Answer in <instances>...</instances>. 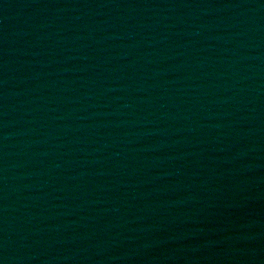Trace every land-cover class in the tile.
<instances>
[{
  "label": "water",
  "instance_id": "obj_1",
  "mask_svg": "<svg viewBox=\"0 0 264 264\" xmlns=\"http://www.w3.org/2000/svg\"><path fill=\"white\" fill-rule=\"evenodd\" d=\"M0 264H264V0H0Z\"/></svg>",
  "mask_w": 264,
  "mask_h": 264
}]
</instances>
